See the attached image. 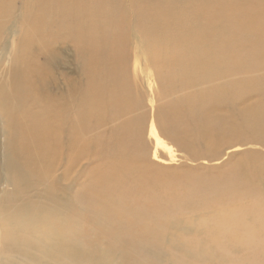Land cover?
<instances>
[{
    "label": "bare ground",
    "instance_id": "1",
    "mask_svg": "<svg viewBox=\"0 0 264 264\" xmlns=\"http://www.w3.org/2000/svg\"><path fill=\"white\" fill-rule=\"evenodd\" d=\"M125 1L0 0V264H175L180 222L215 246L205 264H264V154L149 163L128 71L144 55L162 134L191 157L242 134L264 147V0Z\"/></svg>",
    "mask_w": 264,
    "mask_h": 264
},
{
    "label": "rangeland",
    "instance_id": "2",
    "mask_svg": "<svg viewBox=\"0 0 264 264\" xmlns=\"http://www.w3.org/2000/svg\"><path fill=\"white\" fill-rule=\"evenodd\" d=\"M127 1L128 3H130V0H126L125 4L127 3ZM12 42H15V36H13ZM11 44L10 47H12L13 45ZM64 51L65 54L64 52L62 53L66 58V66H68V68H75L74 77L79 78L80 75L76 76L78 67L77 65H75L76 63L71 47L68 45V47L64 48ZM143 56L144 55L141 56L142 59H138L135 56L130 57L128 71H130L134 77L136 76L135 79L138 80L142 90V104L136 112V117H134L137 120L138 127L142 128V139L144 144L147 146V160L149 163L162 169L172 168L177 170H193L191 172L199 171L204 173L207 169L214 171L215 167H219L221 164L227 162L228 160H230V163L237 161L239 157H242L243 152H255L258 154H264V147H261L259 143H257L256 145V142L248 140L252 138L248 134H242L241 136L236 135L230 143H226L225 145H223L221 155L218 159H215L217 157L215 155L213 156L212 152H209L211 148L206 145L194 146L198 151L201 152L203 156H200L198 158L191 157L188 149L179 146L181 144L178 143V140L170 139L167 136L163 135L159 125L161 123L160 118L163 115L162 112L164 111L163 104L165 103V101H167L168 96L166 94H161V90H159V81L154 74V71L144 64L145 57ZM58 67L60 68L62 66ZM68 68L66 69L68 70ZM158 101L161 102L159 103ZM109 128L110 126L105 127V129L107 130ZM102 129L104 128H101L97 132H101ZM257 138H259V135H257ZM241 140L247 141L240 143ZM96 162V160H82L72 170L74 172L73 175L78 178L74 191L76 190V188H78V185L86 179L88 169H91ZM63 168H61L56 173L60 174L63 171ZM182 175L185 179H189L190 173L182 172ZM69 177L70 179H72L71 173ZM5 188H7L8 190L11 189V187L7 186ZM196 224L197 223H194V226ZM180 225L183 231L185 232L186 230V233L188 234V228L189 226H191V224H185L184 222H180V224L177 226L175 223L173 225L172 231L174 229H177V227H179ZM187 234L185 238L178 237L180 243L176 246V249H164L167 257L175 264L182 260L189 261L191 264H205L203 258L208 257L207 251L210 248H212L214 251L215 246L211 245L207 239L206 242L202 237L193 238L188 236ZM197 235L202 234L200 233ZM181 249L189 250L192 255L185 257L181 256L178 253Z\"/></svg>",
    "mask_w": 264,
    "mask_h": 264
}]
</instances>
